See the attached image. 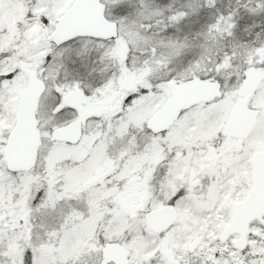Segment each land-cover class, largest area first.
<instances>
[{"label":"snow or ice","instance_id":"6c2138e0","mask_svg":"<svg viewBox=\"0 0 264 264\" xmlns=\"http://www.w3.org/2000/svg\"><path fill=\"white\" fill-rule=\"evenodd\" d=\"M0 264H264V0H0Z\"/></svg>","mask_w":264,"mask_h":264}]
</instances>
